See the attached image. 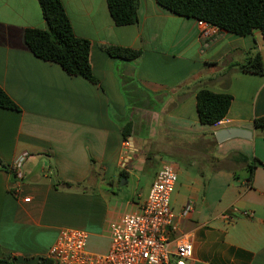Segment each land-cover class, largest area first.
<instances>
[{"label":"crops","instance_id":"obj_1","mask_svg":"<svg viewBox=\"0 0 264 264\" xmlns=\"http://www.w3.org/2000/svg\"><path fill=\"white\" fill-rule=\"evenodd\" d=\"M62 2L76 36L91 41L98 83L31 51L26 29L46 27L39 0H0V85L20 107H0V259L40 264L68 227L89 233L91 253H106L109 224L143 203L168 155L178 173L173 239L192 241L189 263L264 264V131L254 126L264 74L235 65L264 59L262 32L204 34L199 20L157 0H140L129 25L115 24L107 0ZM111 45L143 54L113 57ZM203 88L232 95L215 124L199 118ZM250 124L251 137L217 140ZM24 152L19 181L11 166Z\"/></svg>","mask_w":264,"mask_h":264},{"label":"trees","instance_id":"obj_2","mask_svg":"<svg viewBox=\"0 0 264 264\" xmlns=\"http://www.w3.org/2000/svg\"><path fill=\"white\" fill-rule=\"evenodd\" d=\"M162 6L179 15L203 20L222 30L238 35H247L260 30L264 36V0H157ZM45 28L30 27L25 31V40L35 56L60 64L70 75L82 76L94 83L90 61L91 41L76 36L71 19L62 0H39ZM113 21L117 25L136 24L139 21L140 0H107ZM113 57L128 61L139 59L143 51L125 46H106ZM240 69L264 74V59L261 53L236 63ZM232 95L219 93L208 88L197 94V110L202 123L215 124L224 118L231 105ZM0 107L19 110V105L0 85ZM254 126L264 131V116L254 120ZM125 138L130 134L131 122L125 125ZM244 158V156L242 155ZM261 163V162H259ZM123 176H126L123 173ZM71 187V182H57V185ZM0 264H24L10 257L0 259ZM40 264H54L45 257Z\"/></svg>","mask_w":264,"mask_h":264},{"label":"built area","instance_id":"obj_3","mask_svg":"<svg viewBox=\"0 0 264 264\" xmlns=\"http://www.w3.org/2000/svg\"><path fill=\"white\" fill-rule=\"evenodd\" d=\"M198 22L204 34L216 28L206 21ZM26 157L24 152L11 166L19 181L24 176ZM177 180L176 164L164 161L147 198L137 210L124 213L120 219L109 224L111 243L106 253H91L87 249L89 233L81 228L68 227L60 231L49 251V258L54 264H190L192 241L187 238L173 239L177 224L171 196ZM29 199L25 198L26 201ZM192 210L193 205L189 203L180 214L188 216ZM244 213L250 215L249 212Z\"/></svg>","mask_w":264,"mask_h":264},{"label":"water","instance_id":"obj_4","mask_svg":"<svg viewBox=\"0 0 264 264\" xmlns=\"http://www.w3.org/2000/svg\"><path fill=\"white\" fill-rule=\"evenodd\" d=\"M252 130H253V125H245L243 127H235V128H225L222 130H219L216 132V137L219 142H222L226 139L229 138H234V137H251L252 136Z\"/></svg>","mask_w":264,"mask_h":264},{"label":"rangeland","instance_id":"obj_5","mask_svg":"<svg viewBox=\"0 0 264 264\" xmlns=\"http://www.w3.org/2000/svg\"><path fill=\"white\" fill-rule=\"evenodd\" d=\"M164 158L166 159H169L170 161H174L173 159H175L177 161V159L175 157H169L168 155L167 156H163Z\"/></svg>","mask_w":264,"mask_h":264}]
</instances>
